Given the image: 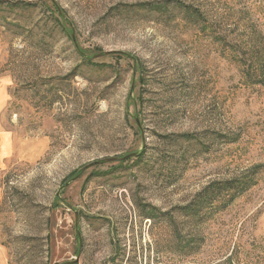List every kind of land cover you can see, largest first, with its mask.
Listing matches in <instances>:
<instances>
[{"label":"rangeland","instance_id":"obj_1","mask_svg":"<svg viewBox=\"0 0 264 264\" xmlns=\"http://www.w3.org/2000/svg\"><path fill=\"white\" fill-rule=\"evenodd\" d=\"M49 1L0 0L7 126L50 140L0 175L7 264H264V0Z\"/></svg>","mask_w":264,"mask_h":264},{"label":"crops","instance_id":"obj_2","mask_svg":"<svg viewBox=\"0 0 264 264\" xmlns=\"http://www.w3.org/2000/svg\"><path fill=\"white\" fill-rule=\"evenodd\" d=\"M5 53V48L0 46V175L12 161L36 162L50 148L48 137L30 135L21 137L14 127L7 126L4 112L11 101L13 77L2 66ZM3 198V188L0 185V205ZM0 262L1 264H7V258L3 252L0 253Z\"/></svg>","mask_w":264,"mask_h":264},{"label":"trees","instance_id":"obj_3","mask_svg":"<svg viewBox=\"0 0 264 264\" xmlns=\"http://www.w3.org/2000/svg\"><path fill=\"white\" fill-rule=\"evenodd\" d=\"M48 1H49V0H48ZM49 2H50V1H49ZM50 3H51V2H50ZM54 3H55V4H54ZM22 4H23V6H22L23 8H28V7L30 8L31 5H32V4H29V3H25V4L22 3ZM56 5H57V6H56ZM45 6H46L47 11H49L50 14H53V13H52V7H53V9H55V12L58 13L59 17L62 16L63 13H64V12L62 11V9L58 6V4H56L55 1L52 2V7L49 6V4H47V2H46V5H45ZM65 19L67 20L66 17H65ZM66 20H65V21H66ZM65 29H66V28H65ZM77 48H78V47H77ZM78 49H79V48H78ZM128 155H129V154H128ZM128 155H125V156H128ZM125 156H123V157H125ZM125 159H126V158H125ZM122 160H123V159H122ZM225 187H226V189H227V187H228L227 183H226ZM232 189H233V188H232ZM60 197H61V196H60ZM63 201H65V200H63ZM68 205L71 206V204H69V203H68ZM55 206H56V205H55ZM189 208H190V207H189ZM187 209H188V208H187ZM190 211H194L193 208H191Z\"/></svg>","mask_w":264,"mask_h":264},{"label":"water","instance_id":"obj_4","mask_svg":"<svg viewBox=\"0 0 264 264\" xmlns=\"http://www.w3.org/2000/svg\"><path fill=\"white\" fill-rule=\"evenodd\" d=\"M73 38H74V34H73ZM75 39V38H74ZM111 52V51H110ZM107 53H109V52H105V54H107ZM130 155H135V153H132V154H130ZM130 155H128V156H130ZM128 156H125V157H113V158H108L107 159V161H115V160H122V159H125L126 157H128ZM98 163H100L99 161H97V162H94L93 164L94 165H97ZM93 164H90L89 166H91V165H93ZM89 166H87L86 168H88ZM70 263H73V264H78L79 263V259H77V260H75V261H72V262H70Z\"/></svg>","mask_w":264,"mask_h":264}]
</instances>
